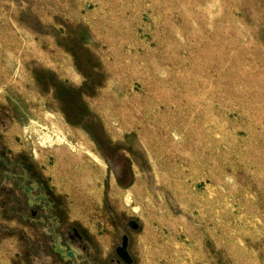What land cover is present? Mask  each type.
<instances>
[{
	"label": "rangeland",
	"instance_id": "1",
	"mask_svg": "<svg viewBox=\"0 0 264 264\" xmlns=\"http://www.w3.org/2000/svg\"><path fill=\"white\" fill-rule=\"evenodd\" d=\"M0 264H264V0H0Z\"/></svg>",
	"mask_w": 264,
	"mask_h": 264
}]
</instances>
